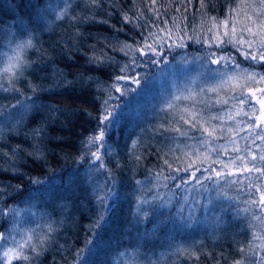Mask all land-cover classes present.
Segmentation results:
<instances>
[{"label": "snow or ice", "instance_id": "1", "mask_svg": "<svg viewBox=\"0 0 264 264\" xmlns=\"http://www.w3.org/2000/svg\"><path fill=\"white\" fill-rule=\"evenodd\" d=\"M32 3L33 0H27L26 4L24 0H18L13 8L19 11L21 4L29 7ZM130 3L137 11L126 10L123 0H87L85 14L82 17H75L78 23L108 24V19L97 21V13L105 12L109 17L117 14L120 15L125 26L132 25L130 31L139 29L135 32V36L139 37L138 40L134 39L132 43L125 41L119 47H114L108 42L101 47L99 54L96 46L90 45L92 55L88 58V64L97 73H109L111 84L105 87L96 76L80 78L85 87L97 86L102 101L94 117L95 129L81 141L86 149L85 154L91 157L89 163L94 165V170L98 173L103 171L105 174L103 180L96 179L91 186V202L96 207V218L89 226L90 235L98 236V232L94 230L100 229L102 224L107 223L115 211L110 202L115 195V178L112 170L104 163L105 156L118 155L113 153L107 142L115 120V107L110 101L118 100L129 91L137 90L129 88V84L144 87V81L148 80V76H142L138 69L147 68L148 64L155 66L162 62L170 63L169 53H173L174 59L179 56L180 62L187 65L189 63L187 54L181 55L179 50L190 48L192 44L206 46L207 49H212L215 45L216 51H205L202 56L198 54L194 57L195 60L202 62L203 72L199 81L189 79L179 86L173 83L172 87L175 91L165 94L163 107L160 110L165 113L166 122L159 124L156 130L161 135L175 133L183 139L177 142L176 137H171L175 148H169V152L180 153L179 156H175L174 161L167 158V153L160 156L161 150H157L158 159L162 160L169 175H164V170L161 168L155 174V179L165 181L163 184L165 188L169 187L167 182L172 181L173 188L169 189L166 197L159 193L153 195L151 199L138 197L136 211L143 212L147 217L148 212L143 210V205H154L159 201L160 207H167L176 200L180 205L178 215H183L184 205H187L189 215L184 218L186 226L191 225L198 208L203 209L205 213L215 214L218 220L222 221V213L226 209L223 206L213 205L211 198H206V202L201 203L198 197H202L208 191L205 181L213 180L214 177H231L228 183L236 185L238 191L247 189L248 196L244 201L247 207L235 210L233 217L237 219L241 217V213L247 214L244 219L247 220L245 231L248 238L246 242L234 238V243L237 245L236 252L240 258L233 259L231 264H264V71L257 70L264 69V0H223L222 3L221 0H196L195 5L193 0H167V4L159 3V0H148L150 5L148 10L156 18L155 20L147 17L145 12L140 10L137 0H130ZM105 4L110 11H105ZM168 5H174L175 12H181L183 8V12L179 16L165 19L160 8L167 10ZM218 5L224 12L223 18L212 15V12L217 11ZM189 6L195 9L191 17L185 15ZM69 7L70 4L66 3L58 18L66 16ZM20 19L23 21V16ZM141 19L145 22L139 23ZM149 24L157 27L158 31H151ZM160 24L170 26L160 27ZM122 30L117 29V31ZM145 30H147L146 34ZM75 37H83V33L78 28L74 39ZM34 47L31 37L17 44L15 49H12L13 55L7 58V64L0 71V93H19L23 96V99L15 98V103H0V120L6 121L0 127V141L5 142L0 146V161L6 164L25 151L20 144L9 148L6 132L14 135L22 133L25 142H33L31 145L33 151L28 152L27 155L32 156L34 160L44 158L41 145L49 136L48 121L38 118L41 107L37 106L36 99L15 86L18 77L23 76L25 69L31 66L24 57L27 50ZM104 47H108L113 52H122L129 59L122 63L115 56L104 52ZM79 49V41L68 46L69 53ZM117 69V74L111 75V72ZM55 71L58 73V78L63 76L60 70ZM5 77L8 80L7 85L2 83ZM61 83L71 85L74 82L66 81L64 78L61 79ZM28 87L31 88L33 96L42 90L41 86L32 83H29ZM112 93L120 95L113 96ZM32 118H36V126L28 128L27 121ZM129 139L131 141L128 147L129 158L134 164H138L142 158L137 154V145L141 138L139 136L132 138L130 134ZM79 159L84 160V155ZM174 162L177 163L175 167ZM205 164L207 167H204ZM10 167L15 169L16 165L13 163ZM8 170L0 167V172ZM180 173L188 174L187 178L181 177ZM197 173L202 175L207 173V175H203L201 179ZM32 183L36 184L40 181L34 179ZM72 183L69 181L70 189ZM136 184L140 185L141 181L137 180ZM16 191L17 193L20 191L19 185L16 186ZM151 191L149 188L148 192ZM6 195L7 188H0V217H11L15 220L18 215L15 207L3 204ZM219 195L231 199L223 192ZM61 199H71V197H61ZM81 207H84L83 201ZM45 227L46 231L37 232L35 229H28L24 232L14 225L10 230L0 231V249L3 250L0 253V264H41L40 258L46 252L59 253L63 250V245L58 248L53 247L57 241L54 236L49 235L56 231L52 224L48 223ZM17 232L20 235L19 240L14 235ZM92 244L94 241L86 237L85 247ZM83 252V248L76 251L73 264H87V260L82 258ZM177 254L187 261L199 264L203 254L202 246L177 248ZM138 256V251L120 252L117 264H136ZM221 258L227 260V257L221 253L220 258L215 259V264H221ZM52 264H59L55 256L52 257ZM65 264H67L66 260Z\"/></svg>", "mask_w": 264, "mask_h": 264}, {"label": "trees", "instance_id": "2", "mask_svg": "<svg viewBox=\"0 0 264 264\" xmlns=\"http://www.w3.org/2000/svg\"><path fill=\"white\" fill-rule=\"evenodd\" d=\"M17 2L18 0H0V22H2L0 23V54L8 44L19 39L32 38L35 47L28 49L24 57L31 66L25 69L23 76L18 77L15 86L23 89L26 95L36 99L37 106L41 107V114L38 118L48 121L49 136L41 145L44 158L34 160L32 156L27 155L28 152L33 151L31 146L33 142H25L22 133L14 135L6 132L8 147L20 144L25 151L19 153L17 158L7 164L0 161V167L9 169L6 172H0V188H7L4 205L24 209L28 213L27 219L22 218V224L32 225L35 213L41 211L45 215L43 227L35 226L33 229L37 232L46 231L45 226L51 223L56 230L49 234L57 241L53 247L58 248L63 245L64 248L59 253L46 252L40 258L41 264H52L53 256L59 264H65V260L67 264H73L75 253L81 248L84 249L82 258L87 260V264H112V260L121 249L138 251L141 264H147L146 257L149 260L148 264L150 262L151 264H195L194 261L179 257L177 248L200 246H202L203 254L199 264H215V259L220 258L221 253L227 257V260L221 258V264H231L233 259H239L234 238L241 242L247 241L245 217L233 219V214L230 216L227 211H224L223 220L220 221L215 231H211L207 222L209 213L205 212L202 214L200 211H195L194 220L190 226H186L184 218L189 215L187 205H184L183 215H178L180 205L176 200H173V203L167 207H160L159 201L154 205H143V210L148 212L147 217L143 215V212L137 213L136 211L138 197L151 199L157 193L166 197L169 189L173 188L174 182L168 181L169 187L165 188L163 187L165 181L155 179V174L161 168L164 170V175H169L162 160L158 159L157 150H161L160 156L167 153V158L174 161L175 156H179L180 153L169 152V148H175L171 137H176L177 142L183 139L175 133L161 135L156 130L159 124L166 122L165 113L160 109L163 107L165 94L172 92L173 89L170 81H165L162 85L150 83L151 80H155L153 78L146 80V87L142 89L135 87L137 89L135 92L129 91L124 95L123 100L120 99L122 102L118 105L120 117L118 134L115 137V131L112 128L111 135L107 137L113 153H118V155L104 157V163L112 170L115 178V195L110 201L116 204L115 207L113 206L115 211L107 223L102 224L100 229L94 230L98 232V236L90 235L89 226L96 218V207L91 202L90 195L94 180L89 182L86 180L91 177L96 180L100 177L95 172L89 173L85 170L84 165L89 155L85 154L86 149L81 141L95 129L94 117L102 101L99 98L97 86L85 87L80 78L81 76H96L105 87L111 84L109 73H97L88 64V58L92 55L90 45H95L97 54H99L101 47L108 42L114 47H119L125 41L132 43L134 39L138 40L139 37L135 36V32L139 29L130 31L132 25L125 26L120 15L113 14L109 17L105 15V12H98L96 19L97 21L108 19V24L78 23L75 17H82L85 14L87 0H33L31 6L25 7L21 4L20 10L15 11L13 5ZM24 2L26 4L27 0ZM66 3L70 4L67 15L58 18ZM123 3L126 10L137 11L130 0H123ZM137 3L140 4V10L145 12L147 17L156 19L148 10L150 7L148 0H137ZM159 3L167 4V0H159ZM193 4H196V0H193ZM174 7V5H168L167 10L160 8L165 19L181 15L183 8L181 12H175ZM105 11H110L107 4H105ZM194 11L195 9L189 6L185 15L191 17ZM212 15L224 17L220 5L217 6V11L212 12ZM21 16H23V21L20 19ZM144 22L143 19L139 21V23ZM157 23L159 24V21ZM169 26L160 24V27ZM149 27L153 32L158 31L157 27L152 24H149ZM77 28L83 33V37L74 39ZM117 29L123 30L117 31ZM75 41H79L80 49L69 53L68 46ZM103 50L115 56L122 63L129 59L122 52H113L108 47H104ZM216 50L215 45L212 49H207L206 46L192 44L190 48L179 51L181 55L186 53L188 58L198 54L202 56L205 51ZM178 58L179 56L174 59L173 53L168 54L170 63ZM172 65L174 67L172 73H175L172 77H174L180 73V68L178 64ZM57 69L63 73L62 77L58 78V73L55 71ZM257 70L264 71V69ZM117 72L118 69L112 71L111 75L114 76ZM147 73L148 69L144 70L143 75ZM64 78L74 83L71 85L61 83V79ZM178 78L179 82L171 80L174 83H181L182 78L179 75ZM29 83L41 86L42 90L33 96L31 88L28 87ZM112 95L114 96L115 93ZM15 98L23 99V96L19 93H0V103H15ZM145 101L157 105L155 113L160 117L153 115L138 128L135 126L137 116L131 111L132 105ZM144 113L143 110L137 115L142 116ZM35 126L36 118L27 121L28 128ZM130 134L132 138L137 136L141 138L137 145V154L142 158L138 164H134L129 158ZM4 143L0 141V146ZM81 155H84V160L79 159ZM13 163L16 165L15 169L10 167ZM173 166H177V163L174 162ZM179 175L184 178L188 176L186 173ZM34 179H38L40 183H32ZM137 180L141 181L144 186L137 185ZM69 181L73 182L71 189ZM194 182L193 180L192 183ZM208 184H210L209 181ZM9 185L11 187H8ZM18 185L20 191L17 193L16 186ZM149 188L152 190L151 193L148 192ZM56 190L61 191L62 195L59 196L74 195V200H70L69 203L72 208L67 218L62 210L56 208L55 198L58 197ZM81 201L84 207H81ZM201 216L204 217L203 220L199 219ZM65 219H67L66 226L57 228V224ZM11 222V217H0V231L10 230ZM86 237L93 240L94 244L85 247ZM159 257H162V261L155 262Z\"/></svg>", "mask_w": 264, "mask_h": 264}, {"label": "rangeland", "instance_id": "3", "mask_svg": "<svg viewBox=\"0 0 264 264\" xmlns=\"http://www.w3.org/2000/svg\"><path fill=\"white\" fill-rule=\"evenodd\" d=\"M15 42L8 44L6 49L1 52V54H0V68H3V66L5 65L6 53H8V54L11 53L12 47L15 44ZM194 57L195 56L187 58L189 60V63L187 65L182 64L180 62V58H178L173 63L165 64L162 62L161 64L155 65V66L148 64L147 68H140L137 71L140 72L142 76H144L143 75L144 70L148 69V73L146 75H149L148 76L149 80L152 78L155 79V80L150 81V83H152L154 85H162L165 83V81H170V85L172 86L174 83L172 80L179 82V78H178V75H179L182 78V82L181 83H175L177 86H179V85H182L183 83H185L189 79L196 80V81H199V79H201V74L203 72V69L201 67L202 62L195 60ZM172 64H178V68H180L179 69L180 73H177L174 77H172V75L175 74V73H172L174 71V67ZM211 67H216V65H211ZM150 69L152 72L150 71ZM2 83H4V84L8 83L7 77H5V79L2 81ZM121 83H123V82H121ZM145 84H146V81H144V87H146ZM128 87L129 88H135L138 86L129 84ZM144 87H142V88H144ZM172 89H173V91H175V89L173 87H172ZM119 95H120L119 93H115L114 96H119ZM120 99L123 100L124 96H122ZM120 99H118V100L114 99L111 101L112 102L111 105H113L115 107V120H114V123L112 126V128H114V131H115V137L118 134V126H119V122H120V117L118 115V109H119L118 105L120 104V102H122V100H120ZM147 104H149V103L147 101H145V102H140L138 104L132 105L133 107H132L131 111H133V113L137 116L135 118V126H137L138 128L142 124H144L149 118H151L153 115L157 118L160 117V115H157L155 113V108H157V105L150 103L149 106L144 107V105H147ZM143 110L145 113L142 116H140V114L137 115L138 112L143 111ZM12 122H14V121H12ZM5 123H6V121H1L0 127H2ZM242 135H243V133H242ZM220 142L223 143L224 141H220ZM93 150H95V149H93ZM213 155H215V154H213ZM90 159H91V157L88 156L87 163L84 165V167H86L85 170H88L89 173L95 172V174L100 177V180H103L105 178L103 171H101L99 173L96 172L94 170V165L89 163ZM222 159H227V157H222ZM204 167H207V164H205ZM214 167L218 168L219 165H214ZM90 169H91V171H90ZM197 175L200 176L201 179H203V175H207V173H203V175L201 173H197ZM92 179L95 180V178L91 177L88 180H86V182H89ZM230 179H232V178L231 177H228V178H226V177H220V178L214 177L213 180L209 181L210 184H208V181H205V185H206L208 191H206L202 197H198V199L201 200V203H204V202H206V198H211L213 201V205L223 206L230 216H231V214H233L235 216V210L243 209V208L247 207V205L244 203V201L248 199V196H247V189H245L244 191H238V188L236 185H232V184L228 183V180H230ZM140 185L144 186L143 183H141ZM197 187H199V186H197ZM55 192L57 193L56 196H58L55 198L56 208L62 210L65 213V217L67 218L68 212L72 208V206L69 203H70V200L71 201L74 200V195L72 194L73 197L71 196V199H61V197L67 198V196H59V195H62L61 191H59V190H56ZM221 192L225 193L226 196L231 198V199H228L222 195H219V193H221ZM190 199H191V197H190ZM65 205H67V207H65ZM115 205H114V203H112V206L115 207ZM15 209L18 212V215L16 216L15 220H13L11 218V220H12V222L10 224L11 229L15 225L19 230L26 232L28 229H33V228H35V226L37 227L38 225L40 227H43V220L45 218V215L43 214V212L37 211L33 217L34 223L32 225H29V224L25 225V224H22L21 222H22V218H24V219L28 218V215H27L28 213L24 209L22 210V209L16 208V207H15ZM196 211H200V212H202V214L204 213L203 209L198 208ZM257 211H259V210H257ZM134 212H135V210H134ZM194 214H196V212ZM246 216H247V214L241 213L240 218H243ZM203 218L204 217L201 216L199 219L203 220ZM249 219H250V217H249ZM66 220L67 219L62 221V223L59 222L60 224L58 223L59 225L57 224L56 227L59 229L65 227L67 224ZM207 222L209 225L208 226L209 230L215 231L217 229L219 223H220V220H218V218L216 217L215 214L209 213L208 218H207ZM14 235L16 236V239L19 240V238H20L19 232L14 233ZM9 244H11V240H9ZM2 251L3 250L0 249V253H2ZM120 252L130 253V252H133V250H130V249L122 250L121 249L118 252V255L114 258V260H112V264H117V261L120 258L119 257ZM139 259L140 258L138 257L136 264H141ZM145 259H146L145 262L148 264V262H149L148 258L146 257ZM160 261H162V257H159L157 260H155V262H157V263H159Z\"/></svg>", "mask_w": 264, "mask_h": 264}, {"label": "clouds", "instance_id": "4", "mask_svg": "<svg viewBox=\"0 0 264 264\" xmlns=\"http://www.w3.org/2000/svg\"><path fill=\"white\" fill-rule=\"evenodd\" d=\"M27 39H28V38H23V39H19V40H17V41L15 42V44L13 45L12 49H15V47H16L17 44H20V43H22L24 40H27ZM11 55H13L12 50H11V53H10V54L6 53V63H5V65L7 64V58H8L9 56H11ZM5 65H4V66H5ZM4 66H3V68H4ZM3 68H0V71H2Z\"/></svg>", "mask_w": 264, "mask_h": 264}]
</instances>
